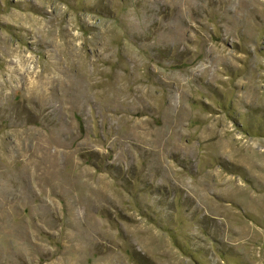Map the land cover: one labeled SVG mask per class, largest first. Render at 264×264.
<instances>
[{
    "label": "rangeland",
    "instance_id": "1",
    "mask_svg": "<svg viewBox=\"0 0 264 264\" xmlns=\"http://www.w3.org/2000/svg\"><path fill=\"white\" fill-rule=\"evenodd\" d=\"M0 264H264V0H0Z\"/></svg>",
    "mask_w": 264,
    "mask_h": 264
}]
</instances>
